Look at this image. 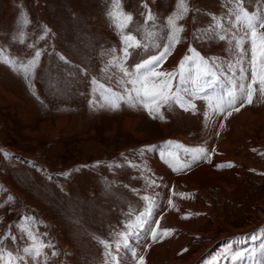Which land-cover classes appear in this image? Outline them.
Listing matches in <instances>:
<instances>
[{
  "label": "rangeland",
  "instance_id": "rangeland-1",
  "mask_svg": "<svg viewBox=\"0 0 264 264\" xmlns=\"http://www.w3.org/2000/svg\"><path fill=\"white\" fill-rule=\"evenodd\" d=\"M255 3L247 0L246 7L251 11ZM121 4L134 18L129 30L135 33L149 9L161 29L175 11L177 0H121ZM188 5V15L179 21L184 27L181 42L162 64V71L175 70L190 55V46L208 59L225 63L232 59L226 41L195 38L209 27L212 16L226 15L231 5L226 0H188ZM111 6V0H0V49L18 62L31 59L36 50L42 53L30 77L32 89L22 74L0 63V237L9 232L17 237L15 242L5 241L11 251L25 246L30 241L18 228L24 217H34L38 222L35 230L46 234L42 239L53 245L45 249L46 264H105L100 241L113 243L114 233L123 229L128 213L143 210L140 196L147 194L158 205L152 221L158 220L160 229L172 231L156 241L147 230L142 231L130 240L131 249L119 253V264H135L133 250L144 257L145 264H153L161 256L163 264H187L210 242L215 223L219 234L242 230L264 205V98L257 96L234 115L214 116L211 121L204 119L207 109L203 101L196 102L195 114L165 107L164 120L126 105L115 112L93 109L89 104L94 98L93 78L116 88L103 72L111 50L119 53L121 47L107 15ZM22 16L26 25L21 24ZM137 51L129 65L146 58L145 51ZM226 137L217 148L229 151L217 153L210 148ZM170 140L187 147H206L210 162L205 158L179 173L172 171L160 155V148ZM147 145L157 148L141 156L139 150ZM228 163L233 167H217ZM147 178L157 186L146 187ZM185 200L193 206L185 205ZM199 204L207 206V211L197 210ZM201 212L208 218L194 233L190 228ZM187 222L188 229L183 226ZM183 236L187 240L169 260L172 244L180 247ZM261 245L264 218L255 227L225 236L195 264H264ZM53 251L57 255H51Z\"/></svg>",
  "mask_w": 264,
  "mask_h": 264
},
{
  "label": "snow or ice",
  "instance_id": "snow-or-ice-1",
  "mask_svg": "<svg viewBox=\"0 0 264 264\" xmlns=\"http://www.w3.org/2000/svg\"><path fill=\"white\" fill-rule=\"evenodd\" d=\"M226 3L231 5L226 15L212 16L209 27L202 30L195 38L226 41L232 59L226 63L219 58L208 59L190 46L188 49L190 55L186 54L175 70L162 71L160 70L162 64L171 55L174 47L181 42L184 27L179 21L183 20L190 11L188 0H177L175 11L166 18L159 30L156 26V17L149 9L144 14L143 24L135 29V33H140L139 38L129 30L134 22L132 14L122 9L121 0H111L112 6L107 15L120 36L121 47L119 53L116 49L111 50L109 54L111 58L103 72L108 79L114 80L116 88L93 78L91 84L94 98L89 101L90 106L93 109L115 112L119 111L122 105H126L131 109H142L152 119L164 120L162 109L165 107L169 110L178 107L185 112L195 114L198 112L196 102L203 101L207 109L203 112L204 119L211 121L214 116L226 114L225 118H227L233 112H239L241 108L252 104L257 96L264 98V0H256L251 11L246 7L247 0H226ZM143 7L148 8L146 3ZM27 23V19L22 16L21 24ZM48 31L45 28V33ZM161 31H164L163 36ZM19 40L21 43L24 42L23 31L19 33ZM161 40L164 42L161 43ZM152 49H157L155 54L151 53ZM137 50L145 51L146 58L129 65V58L134 53L138 54ZM41 55V51L36 50L31 59L18 62L7 57L0 49V63H5L13 71L22 74L28 81L29 88L32 89L34 86L30 77L34 76ZM60 59L65 58L61 56ZM109 73L111 75H108ZM35 94L33 91V95ZM220 127L223 128L224 125L221 123ZM156 148V145H147L141 148L139 153L143 156L145 152ZM160 155L172 171L177 173L205 158H209L210 162L209 150L206 147H187L171 140L166 141L160 148ZM98 165L99 162L95 166ZM129 166L138 167L131 162ZM108 167L111 168L113 165ZM217 167H233V165L228 163ZM154 186H157L155 181L147 178L146 187ZM173 195L176 193L173 192ZM179 195L186 196L184 193ZM140 199L144 201L143 210L138 213H135V210L128 213L129 219L122 230L114 233L113 243L100 241L105 249V264H119V253L131 249L130 240L138 238L142 231L147 230L153 241L171 233L172 230L160 229L158 220L152 221L154 209L158 206L156 198L146 194L140 196ZM8 200H13V197L9 196ZM168 203L173 205L171 199ZM37 223L34 217H24V223L18 230L30 243L15 251L5 246L7 240L17 241L15 235L9 232L0 237V264H32V262L40 264L41 259L46 264L45 249L52 248L53 245L42 239V235L46 234H39L35 230ZM149 224H154L155 227L148 228ZM261 247L264 248V245ZM132 254L136 257V264H145L142 255H137L134 250ZM51 255L55 256L57 253L53 251ZM239 255L242 256L243 253Z\"/></svg>",
  "mask_w": 264,
  "mask_h": 264
},
{
  "label": "bare ground",
  "instance_id": "bare-ground-1",
  "mask_svg": "<svg viewBox=\"0 0 264 264\" xmlns=\"http://www.w3.org/2000/svg\"><path fill=\"white\" fill-rule=\"evenodd\" d=\"M188 203H190V205L191 206H193V203H191L190 202V200H185V205H188ZM202 203V202H201ZM180 206V205H179ZM196 207H198V209L196 208ZM195 208L197 209V210H206L207 211V206H202L201 204H199L198 206H196ZM209 207V206H208ZM199 208H201V209H199ZM192 210V209H191ZM258 210H260L259 211V213L257 214V216H255L253 219H252V221H251V223L249 224V226H247V227H244V229H242V230H239V231H235V230H233V229H230L229 230V232L228 233H224V234H219L218 232H217V230L219 229L218 228V224L217 223H215L214 224V227H213V231H215V232H211V233H213V234H211V237H212V239L210 240V242L209 243H206V244H204L203 245V247H202V249L195 255V256H193L189 261H188V263L187 264H195L196 263V261H197V259H198V257L200 256V255H202L204 252H206L210 247H212L216 242H218L219 240H221V239H223L225 236H232L234 233H236L237 232V234H239V233H242V232H244L245 230H247V229H250V228H252V227H255L256 226V224L258 223V222H260L263 218H264V205H261L259 208H258ZM178 213V212H177ZM207 215V214H206ZM208 218V215L207 216H205L204 214H203V212H201V213H199V214H197L196 215V224H194V227H193V229H192V227L190 228V230H193L194 231V233H195V231L196 230H198V229H200L201 227H202V225H203V222L206 220ZM195 219L193 218V219H191L190 220V222L191 221H194ZM176 223V222H175ZM188 223V224H187ZM187 223H184L183 224V226H185L187 229H188V226H190V223L189 222H187ZM193 223V222H192ZM177 224V223H176ZM186 230V229H185ZM192 231V232H193ZM225 232H226V230H225ZM226 234H228V235H226ZM182 238V241H179L180 242V247H178V245H176V247L175 246H173V244H172V246H171V250H170V253H169V255H168V259L169 260H173L174 258H175V252H177L182 246H183V241H185V240H187V239H184V236L183 237H181ZM178 241V240H177ZM182 243V244H181ZM178 244V243H177ZM155 250H157V249H155ZM160 251H162V250H160ZM163 251H166V250H163ZM155 257V256H154ZM156 258V260L157 261H155L153 264H163V262L165 261V258L164 257H160V258H158V257H155ZM149 260V259H148ZM151 260V259H150ZM179 261V260H178ZM148 263V262H147ZM148 264H152V262L151 263H148Z\"/></svg>",
  "mask_w": 264,
  "mask_h": 264
},
{
  "label": "crops",
  "instance_id": "crops-1",
  "mask_svg": "<svg viewBox=\"0 0 264 264\" xmlns=\"http://www.w3.org/2000/svg\"><path fill=\"white\" fill-rule=\"evenodd\" d=\"M233 115H234V114H233ZM235 115H236V114H235ZM226 123H227V121H226ZM235 123H236V122H235ZM227 140H228L227 137L225 138V140H220V139H219V141H218L217 143H213L212 146H210V148H212V150H213V149H216V152H217V153H218V150H219L220 153H224L223 150L229 151V149H226L225 147L220 148V149L217 148L218 146L220 147V145H221L220 143H225ZM236 140H237V139H236ZM218 143H219V144H218ZM238 145H239V144H238ZM238 145H237V146H238ZM242 145L244 146V145H247V144L244 143V144H242ZM222 151H223V152H222ZM225 153H226V152H225ZM219 155L221 156V154H219ZM212 157H215V155L212 156ZM172 189H173V188H171V190H172ZM169 190H170V189H169Z\"/></svg>",
  "mask_w": 264,
  "mask_h": 264
}]
</instances>
